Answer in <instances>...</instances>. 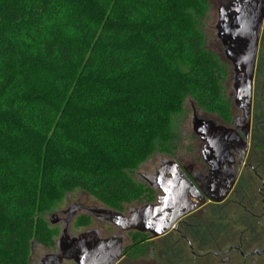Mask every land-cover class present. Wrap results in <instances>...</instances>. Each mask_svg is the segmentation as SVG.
I'll return each instance as SVG.
<instances>
[{
  "label": "trees",
  "instance_id": "obj_1",
  "mask_svg": "<svg viewBox=\"0 0 264 264\" xmlns=\"http://www.w3.org/2000/svg\"><path fill=\"white\" fill-rule=\"evenodd\" d=\"M208 10L209 0H0V264H30L33 239L54 247L42 213L66 193L119 211L151 202L132 174L173 154L188 100L229 119L227 68L200 31Z\"/></svg>",
  "mask_w": 264,
  "mask_h": 264
},
{
  "label": "water",
  "instance_id": "obj_2",
  "mask_svg": "<svg viewBox=\"0 0 264 264\" xmlns=\"http://www.w3.org/2000/svg\"><path fill=\"white\" fill-rule=\"evenodd\" d=\"M215 2L218 14L215 30L224 48L225 59L232 66L233 106L240 116L233 127H226L194 114L192 130L203 143L205 161L212 168L211 174L226 160L229 144L240 133H249L258 48L264 24V0ZM141 178L152 190L159 192L154 202L130 207L125 214L105 206L85 209L98 222L117 230L110 237L100 238L97 229L71 236L70 225L80 209L76 205L61 213H53L48 218L51 226L61 223L60 215L68 217L57 242L58 253L43 256L39 264H64L66 261L75 264H117L122 258L125 234L137 232L150 234L153 238L161 237L171 231L182 217L193 213L206 201L174 160L162 159L155 173L142 174ZM233 182L234 179L219 198L209 195L207 191L204 193L212 202L220 203L229 193ZM215 186L216 182L209 181V188L215 189Z\"/></svg>",
  "mask_w": 264,
  "mask_h": 264
},
{
  "label": "flooded vegetation",
  "instance_id": "obj_3",
  "mask_svg": "<svg viewBox=\"0 0 264 264\" xmlns=\"http://www.w3.org/2000/svg\"><path fill=\"white\" fill-rule=\"evenodd\" d=\"M263 42L264 24L258 48L252 118L248 135L240 133V136L229 144L226 160L220 163V168L213 174H211V166L205 161L203 153L205 148L200 139L199 148H194L192 159L187 162L178 158L174 160L185 173L186 179L191 181L200 195L206 198L205 203L193 213L182 217L171 231L161 237L153 238L150 234L137 232L125 234L122 258L117 264H129L126 255L130 252V247L134 248L138 243L146 246L147 250L150 248L155 250L156 247L153 246H161V264H264V81L260 85L256 83L257 68L260 64L263 72L261 77L264 79ZM234 109L240 114L236 108ZM238 117L233 119L230 127H233ZM233 179V185L222 202H212L206 197L204 192L207 191L209 195L219 198ZM209 181L216 182L215 189L208 187ZM154 192L155 199L144 204L156 200L159 192ZM144 204L139 203L137 206ZM74 205L80 209L74 216L70 229L79 215H86L98 225L109 226L90 216L85 210L89 208L88 206L71 204L69 207ZM128 209L125 212L118 211L125 214ZM67 217L60 215L61 223L53 227L63 225V232ZM92 229L98 230L100 238L114 235H104L99 227H92L81 233ZM62 232L55 241L54 252L45 255L58 253L57 242ZM70 235L78 236L71 233ZM137 235L141 236L139 241H135ZM64 264H75V262L66 261Z\"/></svg>",
  "mask_w": 264,
  "mask_h": 264
},
{
  "label": "rangeland",
  "instance_id": "obj_4",
  "mask_svg": "<svg viewBox=\"0 0 264 264\" xmlns=\"http://www.w3.org/2000/svg\"><path fill=\"white\" fill-rule=\"evenodd\" d=\"M217 21V4L215 0H209V10L207 12V15L200 21V31L203 35L205 49L208 52L216 55L221 63L224 64L227 68L228 77L224 83V94L226 100L230 102L231 105L229 119L226 120L217 113L208 112L200 108L194 102H192V100L187 101L184 107V113L176 118L174 131L175 145L172 148L173 154L166 155L163 152L158 151L154 153V155L151 156L146 162L141 164L138 169H136L132 174V177L136 182L149 189L148 193L142 194V196H149V199H151V201L155 199L156 193L152 191L149 188V185L142 180L141 175L153 174V172L159 167L161 160L164 158L171 160H177L178 158L187 162L188 160H190V158L192 159V157H194V148H199V138L194 134L191 124L194 114H196L200 118L211 119L218 124L229 127L232 125L233 119L240 115L233 107L234 94L232 88V66L226 61L224 56V48L217 38L215 30ZM263 81L264 79L261 76H259L258 78L256 77V83H258L259 85ZM71 204H81L88 207L105 206L95 197L82 190H75L73 192L64 194L53 208L42 213V218L44 220L43 224H45L47 231H52L54 229L57 230V235L55 236L54 241H56L60 236L63 225L53 227L50 225L48 218L55 212L67 209ZM137 205V202L125 205L120 211L125 212L127 208L135 207ZM92 227H99L100 230H102L103 234L106 236L116 233V230L114 228L106 225H98L94 220L88 218L86 215H79L73 221L70 233L76 236L84 230ZM153 247H156L155 250H153L152 248H150V250L144 249L142 251L140 249L138 251L131 250L126 255L127 262L129 264H161V246ZM48 252H54V247H47L37 242L35 239L31 240L30 264H38V260L40 259V257Z\"/></svg>",
  "mask_w": 264,
  "mask_h": 264
}]
</instances>
